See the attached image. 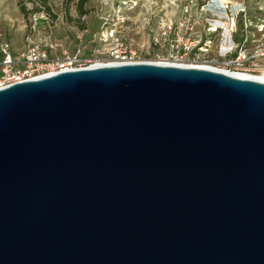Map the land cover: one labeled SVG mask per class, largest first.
Returning a JSON list of instances; mask_svg holds the SVG:
<instances>
[{
	"label": "water",
	"instance_id": "obj_1",
	"mask_svg": "<svg viewBox=\"0 0 264 264\" xmlns=\"http://www.w3.org/2000/svg\"><path fill=\"white\" fill-rule=\"evenodd\" d=\"M0 264H264V82L137 63L0 89Z\"/></svg>",
	"mask_w": 264,
	"mask_h": 264
},
{
	"label": "rangeland",
	"instance_id": "obj_2",
	"mask_svg": "<svg viewBox=\"0 0 264 264\" xmlns=\"http://www.w3.org/2000/svg\"><path fill=\"white\" fill-rule=\"evenodd\" d=\"M229 9H220L218 0H86L79 8V0H48L51 14L48 21L39 22L40 32H47L48 40L55 47L56 56L79 53L85 60L99 61L104 43L101 33L104 19L112 14L113 5L123 8L128 20L122 32V40L145 61L156 60L165 54L163 33L170 23L178 19L193 22V31L206 36L207 20L223 21L225 28L207 38L213 44L229 46L242 43L246 47L264 46V0H229ZM27 10L33 5L25 3ZM208 5V6H207ZM232 6L237 11L234 26L230 23ZM210 9V10H209ZM31 13L22 15L15 0H0V33L9 40L13 53L24 49ZM156 41H158L156 43ZM98 51L100 54H95ZM213 50L200 66L217 67L220 64Z\"/></svg>",
	"mask_w": 264,
	"mask_h": 264
},
{
	"label": "built area",
	"instance_id": "obj_3",
	"mask_svg": "<svg viewBox=\"0 0 264 264\" xmlns=\"http://www.w3.org/2000/svg\"><path fill=\"white\" fill-rule=\"evenodd\" d=\"M221 7L222 3L220 9ZM123 10L121 6L113 5L112 14L104 19L100 39L104 43L100 52L104 57L99 61L85 60L79 53L56 56L55 47L49 42L47 32H40L38 28L39 22L44 19L42 14L30 15L24 49L19 54L13 53L9 40L0 33V89L96 64L108 66L162 62L179 67L200 66L213 50H216L215 53L221 60L219 66L210 67L213 70L228 75L264 77V46L246 47L247 38L241 44H213V40L207 38V35L221 32L224 28H216L214 23L217 20L212 18L207 20L205 37L193 31V22L189 19H178L170 23L163 33L165 54L156 60L145 61L138 56L136 49L122 40L121 35L128 20ZM237 13L234 11L232 16L231 12L230 17L234 19ZM94 53L100 54L98 51Z\"/></svg>",
	"mask_w": 264,
	"mask_h": 264
},
{
	"label": "trees",
	"instance_id": "obj_4",
	"mask_svg": "<svg viewBox=\"0 0 264 264\" xmlns=\"http://www.w3.org/2000/svg\"><path fill=\"white\" fill-rule=\"evenodd\" d=\"M86 0H79L78 6L82 8ZM16 6L19 12L26 16L28 13L32 14H44L47 17L54 19L55 17L50 12V7L48 6V0H15ZM25 3H30L33 5V8L29 11L26 8ZM30 17V16H29ZM44 17L43 21L47 22L48 20Z\"/></svg>",
	"mask_w": 264,
	"mask_h": 264
},
{
	"label": "bare ground",
	"instance_id": "obj_5",
	"mask_svg": "<svg viewBox=\"0 0 264 264\" xmlns=\"http://www.w3.org/2000/svg\"><path fill=\"white\" fill-rule=\"evenodd\" d=\"M220 2V4L222 3V10L224 9H229L228 5L231 4V3H227L225 2L224 0H218ZM231 12H232V16L234 14V9H232V7L230 8ZM230 23L233 25L234 24V19H230ZM214 26L216 28H225V23L223 21H216V23H214ZM153 64V62H152ZM154 64H159V65H168V64H163L162 62H154ZM101 66H105L103 64H96L94 66H92V68L94 67H101ZM108 66H115V65H108ZM168 66H174V65H168ZM179 67V66H178ZM192 67H198V68H205V69H212L213 68H210L208 66H192ZM90 68V67H89ZM233 76H236V77H240V78H245V79H251V80H255V81H259V82H264V77H251V76H244V75H233Z\"/></svg>",
	"mask_w": 264,
	"mask_h": 264
},
{
	"label": "crops",
	"instance_id": "obj_6",
	"mask_svg": "<svg viewBox=\"0 0 264 264\" xmlns=\"http://www.w3.org/2000/svg\"><path fill=\"white\" fill-rule=\"evenodd\" d=\"M224 1L227 2V3H233V2H231V1H229V0H224ZM235 7H236V6H232V9L235 10Z\"/></svg>",
	"mask_w": 264,
	"mask_h": 264
}]
</instances>
